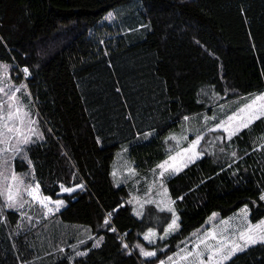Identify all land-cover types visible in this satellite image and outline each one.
<instances>
[{"label": "trees", "instance_id": "1", "mask_svg": "<svg viewBox=\"0 0 264 264\" xmlns=\"http://www.w3.org/2000/svg\"><path fill=\"white\" fill-rule=\"evenodd\" d=\"M113 10L117 21H104ZM125 56L147 61L127 76L135 90L114 78L108 94L95 95L93 85L85 93L86 79L101 76L97 85L106 86L101 79ZM0 61L27 84L42 117L43 139L15 169L65 204L49 217L39 211L22 233L18 213L0 205V264H157L214 213L225 218L247 206L252 222L264 218V115L231 140L211 131L238 100L264 91V0H0ZM205 115L214 116L209 129ZM191 119L200 122L190 137L203 134L202 158L165 180L179 229L160 239L172 213L146 205L138 218L113 165L122 150L138 176L157 171L174 151L167 140ZM57 182L84 188L61 193ZM149 228L158 245L146 260L136 245H147ZM225 264H264V242Z\"/></svg>", "mask_w": 264, "mask_h": 264}, {"label": "rangeland", "instance_id": "2", "mask_svg": "<svg viewBox=\"0 0 264 264\" xmlns=\"http://www.w3.org/2000/svg\"><path fill=\"white\" fill-rule=\"evenodd\" d=\"M128 10H132V9L129 8ZM109 13L112 14L111 18L109 17ZM109 13L105 17L104 21H107V22H110L112 20L117 21L118 13L116 12V10L110 11ZM115 62L117 65L112 64L113 68H114L113 70L115 71L114 76L113 77L112 76L111 77L106 76V80L101 79V81H100L101 86H103L104 84H106V86L100 87L97 85L99 83L98 80L101 76L93 77V79H91V80L86 79V81L83 82V84L86 88V90H84L85 93H89L90 89H91V85H93L92 90L95 91L94 92L95 95H100L101 93H105V95L108 94L109 91L111 90L108 85H111V83H113V82H111V80H113L114 78L119 79L120 83H123V84H126V81H127L128 82L127 85H130L131 88L133 90H135L136 81L133 78H129V80H128L127 76H129V74L131 72H137L140 68L142 69V67L144 65H146V63H147L146 59H141V57H136V56H125V57H119ZM0 65H7L8 66L7 78L0 81V86H4L5 91H9V88H8L9 85L12 86L11 91H15L16 88L21 89L20 92L17 93V96L22 101L21 111H22V113L24 111H27V113H28L27 117L22 116V119L24 120V125H23L24 131L27 132L28 128H32V129H35L37 134H42V117H41L40 113L37 111L33 97H32V95L28 89L27 84L25 82H17L14 79L13 68L11 67V65L9 63H5V62L0 61ZM102 67H105V64H103ZM107 77H110L111 79H107ZM123 77H124V79L122 80ZM106 81H107V83H106ZM97 88H99V89H97ZM262 95H264V91L259 92L256 95L249 96V97L245 98L244 101L238 100L237 103L239 104V106L237 107V110L231 111L229 113V116H232L233 114H238V118L234 119L231 122V126H239L241 118L247 119L249 112L246 111L244 113H239L238 110L241 108H244L245 105L251 104L252 101L256 99V97L262 96ZM105 97L108 98L107 96H105ZM0 100L6 102L7 97L4 96L3 93H0ZM262 103H264V101H257V103L255 105H253V109L251 111H257L258 112L259 106ZM227 109L229 110L230 107H228ZM160 110L163 111V107ZM221 110H223V109H221ZM230 110H232V109H230ZM226 112H227V110H226ZM4 113L5 114L7 113V107L6 106L4 109ZM214 116H216V114H214ZM214 116L213 115H210V116L205 115L202 118L201 122L203 123L204 126H206V129H209L212 126L210 121L213 120ZM229 116L224 117V119L223 120L221 119L220 122L221 121L227 122V118ZM261 116H263V115H261ZM195 122L196 123L198 122V124H200L199 120L195 121ZM195 122L192 119L185 122L184 123L185 125L180 130L181 132H177L174 135H172V137H175L174 140L170 139V137H169V141L167 140V144L169 143L170 150L172 148L174 150L176 147H182L185 142L188 143V145H190L191 141L196 138V137L191 138L190 136L195 134V131L198 130V128H199ZM212 129H216V126L213 127ZM136 130H139V129H136ZM217 130L225 132L223 130V128H219ZM225 133L228 136V133L227 132H225ZM200 136L203 137V134ZM185 137H187V139H185ZM32 140L34 142H36V141H39L41 139H37L36 136H33ZM12 143L15 144V140H13ZM31 143H33V142H30L29 144L24 145L23 151L20 154L13 155V153H11V152H8L6 154H0V155H3V158L8 159L10 162L9 167L4 170V175L0 176V205H3L8 210H14L15 212L18 213L17 225L20 226L19 229H20L21 233L23 232L25 226H32L33 222L38 221V217L36 218V216L38 214H40L39 211L41 212V214L44 217H49L52 214H55L57 211H59L62 208L61 207V208H59V210H57L54 204H49V207L52 209V211L50 213H48L47 215H45V213L48 212V209L43 208V207H41V205L39 203L32 201L31 198L27 195V192L25 191L26 188H28L30 186H34L36 181L33 179V174L30 175L28 173L17 172L15 169V162L19 158L25 159V157L23 155L25 153L27 146H29ZM199 146H200V144L198 145V148H197L198 152H200ZM7 147H9V145L0 144V148H7ZM184 149H186V148H184ZM184 149H181L177 152L171 151L172 153L170 156H176L177 153H182ZM169 157H168V159H169ZM201 157H202V153H201ZM181 159L186 160L187 156L185 155ZM197 160H199V159H197ZM197 160H195V162ZM26 162H27V160H26ZM26 162H25V164L28 165V163H26ZM30 162L31 163H29V165L32 168L33 162L32 161H30ZM178 162H180V161H178ZM192 163H194V162H192ZM192 163H189L188 166ZM184 168H186V167H183L182 170ZM13 174L18 178L19 181H22V183L14 182L12 180ZM172 175H174V174L170 175L168 172H166L164 178L161 179L160 178V169L157 168V171H153L148 176H144V177L138 176V174L136 173V171L133 167L132 162L130 161V159L128 157L127 151H122V150L117 154V156L115 158L114 165H113V169H112V177L114 179V182L118 185L128 184L129 187L131 188V201L134 205V213L138 218H141L143 216L144 207L146 205H154L158 209H160V208L167 209L168 207L173 208L172 203H171L172 201H171V198L169 196V191H168V188L165 184V180ZM10 184L14 186V193L19 192V194H20L17 197V199L18 200L22 199L24 201V207L23 208H15V207L9 208L7 206V194H8L7 185H10ZM165 189L167 190L166 192H165ZM41 193H42V195H44L42 190H41ZM44 196H46V195H44ZM51 199L53 201L56 200L53 198H51ZM148 200H152V201H154V203H147ZM158 205H159V207H158ZM244 207H241L235 213H233L232 215L225 217V218H221L219 215L214 213L215 215L213 214L208 219V221L205 223V225L202 228L195 231L193 233V237L192 238L190 237L187 241H185L184 245L181 248H179L178 251H176L175 253H172L170 255H167L162 260H159V262L157 264H160L161 261H164L165 264H188V261L181 259V257L186 255L187 252L191 251L192 246L198 241V239L204 238L206 236V234L209 232L214 233L216 236L215 240L209 239L208 240L209 243L216 245V244H219L220 242H224L226 246L228 244H231V243L243 244V242L238 239L239 231H245L249 227H251L252 229L255 230L254 234L258 235L260 230L256 229V225L260 221H264V218L262 220H260L259 222H252V220L250 219V209L248 208L249 209V215H248L247 220H245L242 213H241V209H243ZM137 213H140V214L138 215ZM175 216L177 218L178 227L174 231L169 232L167 235L164 234L163 239L170 237L171 235L175 234L178 231V229H179V216L176 212H175ZM110 220H111V218H110ZM157 239H158V235H156V237L153 238L154 243L150 244L148 241H145L147 243V245H140V246L144 247L145 250H147V251H156L157 248H155L154 246L158 245ZM153 244H155V245H153ZM147 246H152V247L148 248ZM158 248H161V247H158ZM168 257H172L173 259L171 261H169ZM152 258H154V257H151V258L143 257V259H146V260H150ZM226 262L227 261H224V264Z\"/></svg>", "mask_w": 264, "mask_h": 264}, {"label": "snow or ice", "instance_id": "3", "mask_svg": "<svg viewBox=\"0 0 264 264\" xmlns=\"http://www.w3.org/2000/svg\"><path fill=\"white\" fill-rule=\"evenodd\" d=\"M111 16L112 14L109 13L110 18ZM7 71V65H0V81L7 78ZM22 72L25 75H28L29 68H23ZM8 88L9 91H5V87L0 86V93H3L4 96L7 97L6 102L0 100V144L9 145V147L7 148H0V154L11 152L13 153V155H17L23 151L24 145H27L30 142H34L32 140L33 136H36L37 139H43V136L42 134H37L35 129L32 128H28L27 132L24 131V120L22 119V116L27 117L28 113L27 111H24L23 113L21 111L22 101L17 96V93H19L21 89L16 88L15 91H11V85H9ZM257 101H264V95L256 97V99L253 100L251 104L245 105L244 108L238 110L239 113H244L246 111L249 112L247 119H240L239 126H231V122L234 119L238 118V114H233L232 116H229L227 118V122L221 121L216 126V129H211V131H216L219 128H223V130L228 133V139L231 140L234 135L238 134L242 129L248 128L254 120L260 119L261 115H264V103L260 104L258 112L251 111L253 109V105H255ZM5 106L7 107L6 114L4 113ZM187 119L188 117H185V120ZM170 139L174 140L175 137H170ZM185 139H187V137H185ZM202 139V136L197 135L196 138L191 141L188 148L184 149L182 153H177L176 156H170L168 160L157 165V168L160 169V178L163 179L166 172H168L170 175L178 174L180 171H182L183 167H187L189 163L195 162V160L200 159L201 153L197 151V148ZM13 140H15V144L12 143ZM185 155L187 156V159L182 160L181 158ZM232 155L235 156L236 153L233 152ZM9 163L10 162L8 159H5L3 158V155H0V176L4 175V170L9 167ZM29 163L31 162L29 161ZM12 180L16 183H22V181H19L14 174L12 175ZM59 187L61 193L71 194L75 192L77 188L83 189L84 185L79 184L75 187H65L63 184H61ZM7 188V206L9 208H23L24 201L22 199H17V197L20 195L19 192L14 193V186L11 184L7 185ZM25 191L32 201L37 202L41 205V207L48 209V212L45 213V215L52 211V209L49 207V204H54L57 210H59V208L61 207H64V201L62 199H56L53 201L51 197L42 195L41 187L38 182H36L34 186L26 188ZM166 191L167 190L165 189V192ZM180 199H182V197ZM259 199L261 201H264V194H261ZM147 203H154V201L148 200ZM165 210L172 213L173 216L171 223L168 224L167 228L163 229L165 235H167L169 232L174 231L178 227V225L174 209L171 207H168L167 209L160 208L161 212ZM116 211H118V209H114L113 212H109L106 215L104 220L105 226H108L110 224V218ZM241 213L244 219L247 220L249 215L248 207L245 206L243 209H241ZM137 214L139 215L140 213ZM256 229L260 230L258 235L254 234L255 230L251 227H249L245 231H239L238 239L242 241L243 244L231 243L227 246L224 242H220L216 245L209 243V239H216L215 234L209 232L204 238L198 239V241L192 246V250L187 252L186 255L182 256L181 259L187 260L188 264H224V261H228L237 253L243 252L248 246L255 245L258 242H264V221H260L256 225ZM111 231L116 232V228L112 227ZM156 235L157 233L152 228H149L147 232L144 233L143 238L145 241H148L151 244L154 243L153 238L156 237ZM160 239H163V237H160ZM102 241L103 237H100V239L97 240L95 244H93V247H99ZM122 246L125 249H128L129 247L128 244H123ZM136 247L139 248L140 254L145 258H151L157 255L156 251H147L139 244H137ZM77 255L84 256L87 255V253L77 252ZM172 259V257H168L169 261H171ZM160 264H165V262L161 261Z\"/></svg>", "mask_w": 264, "mask_h": 264}, {"label": "crops", "instance_id": "4", "mask_svg": "<svg viewBox=\"0 0 264 264\" xmlns=\"http://www.w3.org/2000/svg\"><path fill=\"white\" fill-rule=\"evenodd\" d=\"M198 127H199V126H198ZM200 130H201V128H198V130L195 131V134H197ZM188 146H189L188 143L185 142V143L183 144L182 147H176V148L174 149V151L177 152V151H179V150H181V149L187 148ZM174 151H173V152H174ZM176 152H175V153H176ZM173 154H174V153H173ZM200 158H202V157H200Z\"/></svg>", "mask_w": 264, "mask_h": 264}, {"label": "built area", "instance_id": "5", "mask_svg": "<svg viewBox=\"0 0 264 264\" xmlns=\"http://www.w3.org/2000/svg\"><path fill=\"white\" fill-rule=\"evenodd\" d=\"M56 184H57L58 188L60 189L59 186H60L61 184H63V183H61V182H57ZM63 185H64V184H63ZM64 186H65V185H64ZM65 187H66V186H65ZM111 218H112V217H111Z\"/></svg>", "mask_w": 264, "mask_h": 264}]
</instances>
